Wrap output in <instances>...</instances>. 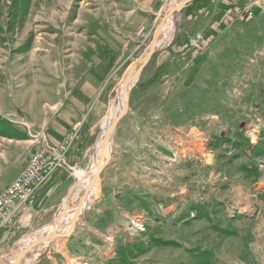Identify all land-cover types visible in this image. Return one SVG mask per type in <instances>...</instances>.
<instances>
[{"label":"rangeland","instance_id":"374dc122","mask_svg":"<svg viewBox=\"0 0 264 264\" xmlns=\"http://www.w3.org/2000/svg\"><path fill=\"white\" fill-rule=\"evenodd\" d=\"M170 1L158 14V0H0V182L48 138L33 120L76 110L49 108V95L74 93L107 67L104 109L80 156L0 228V264H23L25 253L8 261L20 241L66 227L89 184L70 236L29 264H264V0H251V14L239 0L218 21L200 0L173 14L170 40L136 65L133 107L110 135L96 190L86 179L101 160V123ZM71 125L52 135L65 143L80 131Z\"/></svg>","mask_w":264,"mask_h":264},{"label":"crops","instance_id":"0c3cea01","mask_svg":"<svg viewBox=\"0 0 264 264\" xmlns=\"http://www.w3.org/2000/svg\"><path fill=\"white\" fill-rule=\"evenodd\" d=\"M237 1L239 0H200V1H196V4L194 5L195 7H197V9H200V11L205 10L204 13L206 12H210V10L212 11V13L215 15V21H218L219 19L221 20L224 16H226V14H228L230 11V15L235 14L233 13L232 10H237V8H235ZM234 5V7H231L230 5ZM228 5L230 7H228ZM162 0H158V14L161 11V7H162ZM214 9V10H212ZM157 11H154L157 12ZM211 13V12H210ZM157 14V13H156ZM154 14V15H156ZM218 25L217 29H220V27L222 26L221 23H217ZM109 53V50L108 52ZM100 56L97 57L98 60ZM91 65H95L93 62H90ZM105 70H107L106 65H102L101 67L98 68H92L90 71H88L85 75V82L84 85L81 86L76 92L74 93H70L69 95H61L60 94V87L58 88V91L52 95H49L48 101L50 103H57V104H51L48 105L49 108H55V111L61 110V109H66V102L70 101L74 103V108L76 109L73 114H70L69 116H66L64 114H60L58 116V121H56L55 118L52 117H46L44 116V118L41 119H37V120H33L31 122V124L33 125V127L35 128V124L38 125L39 128H47L46 132L49 134L48 138L44 135V138L52 145H60L62 144L63 139L65 138L62 137H54L52 135V133H54V131H57L58 133H62L63 130H66V128L68 127V124H73L71 125L72 127L74 125L80 127V131H78L79 134V139L77 141H74L71 146L68 149L67 152V157H74L76 158L77 155L80 156V152H81V148L84 145V135H85V131L92 129V127L96 124V122L98 121V119L101 117L102 112H103V96H101V94L99 93L101 88H102V79L105 76ZM59 86H61V84H59ZM47 101V100H45ZM133 98H132V94L130 95L129 98V112H131L132 107H133ZM62 127V129H61ZM68 135V134H65ZM36 140V139H35ZM41 141L35 145L34 149H37L38 146L40 145ZM29 156V155H28ZM27 157L25 158V160L23 161V163L20 165V167L16 170L15 175H17L19 173V170L22 169V167L25 166L26 162H27ZM1 165V162H0ZM60 168H57L56 171L49 177V179L39 188L38 192H37V196L38 193L42 190V188L50 182V180L54 179L56 176H58L59 172H60ZM18 172V173H17ZM14 175V177H15ZM13 177V178H14ZM12 178V179H13ZM9 181H4V182H0V192L1 190L10 182ZM58 184V182H57ZM61 184V182H60ZM58 184V186L60 185ZM55 186V185H54ZM53 186V187H54ZM57 187V186H56ZM55 187V188H56ZM50 188V187H49ZM37 201V200H36Z\"/></svg>","mask_w":264,"mask_h":264},{"label":"built area","instance_id":"2783aa9c","mask_svg":"<svg viewBox=\"0 0 264 264\" xmlns=\"http://www.w3.org/2000/svg\"><path fill=\"white\" fill-rule=\"evenodd\" d=\"M250 2L244 0L243 3L248 14H251ZM77 139L79 134L76 130L70 133L65 143L57 146L44 137L41 139L38 148L29 154L25 166L0 192V228L9 224L20 210L35 205L39 188L57 168L67 165L68 149Z\"/></svg>","mask_w":264,"mask_h":264},{"label":"bare ground","instance_id":"6f19581e","mask_svg":"<svg viewBox=\"0 0 264 264\" xmlns=\"http://www.w3.org/2000/svg\"><path fill=\"white\" fill-rule=\"evenodd\" d=\"M185 0H171L166 8H165V13L162 16L161 19V25L159 28V33L158 36L156 38V47L160 44L166 43L168 40H170V38L172 37V34L174 32L175 29V23H174V19H173V14L176 11H179L180 9L177 8V5H179L181 2H183ZM169 43V42H168ZM167 43V44H168ZM164 46V45H163ZM148 54V49L147 52L143 55H147ZM141 65V64H139ZM138 67H132L130 74L128 73L127 76H125V78L121 81L120 83V87L118 89V103L115 107L110 108V110L107 112L105 118L103 119L102 123H101V134H100V138H99V143L97 144V150L99 153V161L93 163L91 165V170L90 172H88V176H86V179L91 183V187L93 188V190L95 189V187H97V179H98V175H96L95 173L98 171L100 165L103 163V161L105 160L106 157V151L102 149L101 147V142L102 139L104 137V135L106 134L110 123L113 121V119L116 117V115L119 113L120 109L122 108L123 105V100H124V93L131 87L133 81L135 80V78L138 76ZM76 173L78 175H81L82 172L81 171H76ZM90 186V184H89ZM89 186H87L86 190L84 191L83 196L81 197L80 201L77 203V205L75 206L76 208H72L69 209V215H68V225H66V227H64V224H59L57 227H53L51 229H48L47 227H44L41 231L37 232V234L33 237L32 240H23L20 241L16 248H14L10 255L8 256V261H14L16 259H19L20 255L24 254V257L22 259H19V261H21V263L23 264H29V262L41 251L42 246H45L48 241H42L39 242L37 244H33L36 243V240L42 236H46L49 234H54V233H64L67 231V229L69 228L71 221L73 219V217L76 216V219L78 217V215L80 214V212L82 211V209L84 208L85 204L84 201L86 199L88 190H89ZM92 190V192H93ZM96 190V189H95ZM92 192H90V195L92 194ZM95 192V191H94ZM94 194V193H93ZM92 194V195H93ZM89 195V197H90ZM79 212V214H77ZM53 231V232H50ZM29 247V249L26 251L25 249ZM25 250V251H24ZM4 264V263H3Z\"/></svg>","mask_w":264,"mask_h":264},{"label":"water","instance_id":"95a60500","mask_svg":"<svg viewBox=\"0 0 264 264\" xmlns=\"http://www.w3.org/2000/svg\"><path fill=\"white\" fill-rule=\"evenodd\" d=\"M189 1L191 0H185L183 2H181L179 5H177V8L178 9H181L182 7H184ZM165 18V17H164ZM163 18V19H164ZM161 19L159 21V23L157 24L156 28H155V31H154V34H153V39L151 41V43L149 44L148 46V54L145 55V56H142L141 58H139L135 63H133L128 71L130 72L131 68L132 67H136V65L138 64H141L139 66H142L144 63H146L151 54L155 51V48H156V38L158 36V33H159V28H160V25H161V22L162 20ZM141 67H139L138 70H140ZM139 74V71L137 73V75ZM131 88V87H130ZM130 88L124 93V100H123V105H122V108L120 109L119 113L116 115V117L113 119V121L110 123V126L106 132V134L104 135L103 139H102V142H101V147L103 150L106 151V157H105V160L103 161V163L100 165L98 171L95 173L96 175L99 174V172L104 169L106 166H108V164L110 163V159H111V151H110V142H109V138H110V135L112 134L116 124L118 123V121L125 115V113L127 112L128 110V104H129V92H130ZM75 222H76V216L73 217L72 221H71V224L69 226V228L67 229L66 232L64 233H54V234H49V235H46V236H42L40 238H38L36 240V243H33V244H37L39 242H42V241H48V240H54L56 238H62V237H68L70 236V234L72 233L73 231V228L75 226ZM29 249V247H27L25 250L27 251ZM24 250V251H25Z\"/></svg>","mask_w":264,"mask_h":264},{"label":"trees","instance_id":"16d2710c","mask_svg":"<svg viewBox=\"0 0 264 264\" xmlns=\"http://www.w3.org/2000/svg\"><path fill=\"white\" fill-rule=\"evenodd\" d=\"M125 251V250H124ZM122 254H123V251H122Z\"/></svg>","mask_w":264,"mask_h":264}]
</instances>
